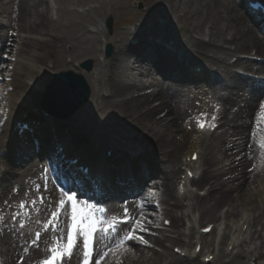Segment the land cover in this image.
Returning a JSON list of instances; mask_svg holds the SVG:
<instances>
[{
	"label": "bare ground",
	"instance_id": "obj_1",
	"mask_svg": "<svg viewBox=\"0 0 264 264\" xmlns=\"http://www.w3.org/2000/svg\"><path fill=\"white\" fill-rule=\"evenodd\" d=\"M131 1L136 2L0 0V212L10 217L13 210L21 211V200L26 201L30 212L29 217H22L26 223L23 230L8 217L0 222V252L6 254L3 264H30L56 243L57 233L45 231L43 224L62 194L51 166L56 155L47 156L45 150L51 149L47 140L62 136V120L54 121L58 133L49 130L40 118L31 126V132L22 134L14 122L19 119V110L34 105L53 72L68 69L82 73L90 96L70 119L73 131L70 137H63L62 153L84 151L83 160L89 165L117 164L106 171L112 178L107 192L118 199L109 202L106 198L102 203L106 202L116 217L123 216L125 204L134 217L138 218L142 211L149 229L140 233L149 239L148 245L134 242L131 251L109 253L101 264L112 258L116 264H161L167 258L169 264H201L191 254L186 258L172 255L166 243L187 247L198 238L208 253L216 254L218 264H225L222 259L227 256L231 264L264 259V147L260 146L264 143V115L259 109L264 102V64L241 55L253 49L257 56L264 57L263 32L237 0H149L132 28L118 26L110 35L103 29L102 20L113 17L115 11L126 12L123 4ZM156 17H164L166 22L161 25ZM129 37L136 43H131ZM160 37L174 38L177 46L183 47L184 55H192L190 61L195 66L215 69L216 78L222 79L210 82L207 69L202 82L195 77L184 78L187 71L163 50ZM105 43L113 50L101 59ZM87 58L92 59L93 68L83 71L78 65ZM234 65L258 74L257 83L238 75ZM8 85H13L12 90H7ZM214 102L222 104L225 130L215 136L195 132L190 137L181 128L182 122L200 109L210 110ZM29 115L36 118L31 112ZM137 140L143 142L137 145ZM109 144L132 146L137 152L136 161L131 163L127 154L123 159L106 158L103 153ZM93 145H99L103 153H92ZM114 147L112 154L120 151ZM188 147L189 152L197 151L203 161L200 177L192 182L208 185L204 196L190 190L179 195L183 164L179 152ZM131 168L138 169L140 177L128 174ZM146 178L151 182L146 193L154 188L160 190L157 202L139 199ZM45 183L47 189L43 187ZM37 184L41 185L39 190ZM41 195L45 199L43 206L39 202ZM33 199L37 200L39 212L31 206ZM141 203L143 208H137ZM156 214L163 215L157 225L151 220ZM164 218L170 219L169 226L164 225ZM220 219H225V229L217 246L209 236H197L193 231L200 220L209 224ZM66 220L67 217L61 219V227ZM241 221L248 230L238 244L241 249L231 254L223 244L228 238L235 241ZM39 230L41 238L32 245L30 241ZM167 231L174 235H166ZM109 244L104 238L95 249L102 251ZM98 258L94 251L92 264ZM82 259L77 257L70 264H80Z\"/></svg>",
	"mask_w": 264,
	"mask_h": 264
},
{
	"label": "snow or ice",
	"instance_id": "obj_2",
	"mask_svg": "<svg viewBox=\"0 0 264 264\" xmlns=\"http://www.w3.org/2000/svg\"><path fill=\"white\" fill-rule=\"evenodd\" d=\"M68 87L71 88L73 85L70 83ZM219 108L220 106L216 105L217 111ZM259 109L260 113L264 115V102L259 104ZM201 117H204V119L202 120ZM216 120L217 116L214 114L212 122H207V114L202 112L200 116L196 117V126L204 129L207 124L210 129L214 130L217 128ZM260 146L264 147V143H261ZM192 158L195 159L196 155L193 154ZM4 175L6 176L7 173L5 172ZM2 177L0 176V178ZM40 187L41 185H36L38 190ZM43 187L47 189V184L45 183ZM60 192L62 198L56 202L55 210L51 211L47 221L43 224L45 231L51 229L54 233H57L54 237L56 243L49 248L50 255L42 259L40 264H70L78 245H82L83 248V259L80 264H92L94 251L99 257L95 259L94 264H101L109 253L114 254L117 250L131 251V244L134 242H142L148 245L149 242L140 234L149 231L145 226L146 217L142 211L138 218L134 217L130 215L129 207L125 204L122 217L113 216L109 219L105 209L87 201H80L78 192H74L72 189L65 191L63 188H60ZM39 202L42 206L45 204L43 195L39 197ZM4 203L8 205V201H4ZM36 204L37 200L33 199L31 206L39 212L41 209L36 208ZM136 207L142 209L143 204L136 205ZM19 209L21 211L12 212L10 219L13 224L19 221V229L23 230L26 227V223L22 217L30 216L26 201L21 200L19 202ZM97 213H99V216ZM64 217H67L66 230L60 226V221ZM4 221V214L0 212V222ZM36 223H40V221H36ZM165 223H168V221H165ZM122 225L126 227H122ZM65 231L66 235L64 234ZM205 231H208V229H205ZM40 238L41 233L36 232L35 239H32L30 243L36 245ZM104 238H107L110 244L104 246L102 251L94 249V245L101 243ZM177 251L179 252V249ZM23 259L21 257V262Z\"/></svg>",
	"mask_w": 264,
	"mask_h": 264
},
{
	"label": "water",
	"instance_id": "obj_3",
	"mask_svg": "<svg viewBox=\"0 0 264 264\" xmlns=\"http://www.w3.org/2000/svg\"><path fill=\"white\" fill-rule=\"evenodd\" d=\"M57 81H60L55 88L57 94L48 89L47 96L44 98L48 100V103L44 104L48 110L57 113L59 108L63 109L65 107V111L70 112L87 99L88 90L81 76L74 77L71 73H63L55 77L53 84ZM70 83L73 85L71 88L68 87Z\"/></svg>",
	"mask_w": 264,
	"mask_h": 264
},
{
	"label": "rangeland",
	"instance_id": "obj_4",
	"mask_svg": "<svg viewBox=\"0 0 264 264\" xmlns=\"http://www.w3.org/2000/svg\"><path fill=\"white\" fill-rule=\"evenodd\" d=\"M149 1V0H148ZM150 2V1H149ZM132 4H131V2L130 3H125V4H123V6H126L127 7V13L128 14H130V15H128V16H132L133 17V19L135 20L137 17H138V15L137 14H135V8L133 7V6H131ZM122 6V5H121ZM122 6V7H123ZM134 8V9H133ZM135 11V12H134ZM123 12H116L115 11V14L113 15V17H110L111 18V21H112V29H111V35L114 33V30L116 29V26L117 25H120L122 22H123V19H125V18H123ZM118 15V16H117ZM125 16H127L126 14H125ZM124 16V17H125ZM131 17V18H132ZM132 19V20H133ZM250 50H252L253 51V49H250ZM9 53V52H8ZM8 53H6V54H8ZM106 55V54H105ZM2 84V85H1ZM0 86H3V82H0ZM0 89H1V87H0ZM48 141V140H47ZM49 142V141H48ZM181 150H185L184 148H181L180 149V152H181ZM179 152V153H180ZM156 192H159V189L158 188H156L155 189V191H154V193H156ZM154 193H151V195L149 196V198L148 199H153L154 200V198L156 197V195H154ZM13 211H18V210H13ZM23 218H26V217H23ZM207 221L206 220H202L201 221V223L202 224H204V223H206ZM16 225L18 226L19 224L18 223H16ZM19 227V226H18ZM64 227H65V225H64ZM37 232H40L41 233V231L39 230V231H37ZM48 252V251H47ZM46 252V253H47ZM44 254L45 253H43V254H41V256H38L39 257V259L41 258V257H43L44 256ZM5 256H6V254H4V258L3 259H5ZM38 259V260H39ZM72 260H74V259H72ZM106 264H116V263H114V261H113V258L112 259H110V262H106ZM214 264H216V262L214 263ZM230 264V263H229Z\"/></svg>",
	"mask_w": 264,
	"mask_h": 264
}]
</instances>
